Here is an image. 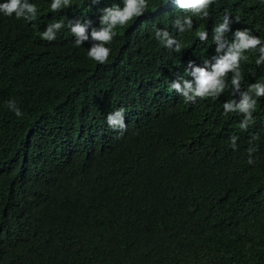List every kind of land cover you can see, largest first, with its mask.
<instances>
[{"label":"trees","instance_id":"16d2710c","mask_svg":"<svg viewBox=\"0 0 264 264\" xmlns=\"http://www.w3.org/2000/svg\"><path fill=\"white\" fill-rule=\"evenodd\" d=\"M33 2L34 21L0 16V264H264V96L241 129L243 114L223 109L240 99L231 72L216 97L185 102L169 87L191 79L189 62L214 63L237 29L264 41V3L213 0L207 17L180 32L173 21L189 12L148 0L144 14L114 29L99 63L87 56L90 32L100 10L121 0H72L55 13L47 0ZM225 14L218 53L213 29ZM53 19L65 27L42 40ZM77 20L91 21L81 46L67 27ZM160 29L179 51L156 39ZM245 53L241 92L264 81L258 53ZM120 107L122 134L106 123Z\"/></svg>","mask_w":264,"mask_h":264},{"label":"clouds","instance_id":"9594fccd","mask_svg":"<svg viewBox=\"0 0 264 264\" xmlns=\"http://www.w3.org/2000/svg\"><path fill=\"white\" fill-rule=\"evenodd\" d=\"M48 8L53 13L60 9L67 7L72 0H47ZM99 0H92V3H98ZM213 0H174V3L179 9L187 10L188 15H184L183 24L179 18L173 21L175 27H179L180 32L191 30L193 27V16L207 17L209 15V5ZM264 3V0H261ZM120 4H113L101 9L99 17L100 27L92 28L90 32L91 40L93 41L90 48L87 49V56L96 62L104 63L108 57L111 49L107 46L115 36L114 29L119 25H126L134 17H140L144 14L148 7V0H121ZM38 12V4L33 0H0V16L15 18L17 20L23 19L30 22L36 19ZM230 18L225 14L222 22L218 23L214 29L213 42L217 45L216 51L219 53L225 49V44L222 42L223 34L230 30ZM91 21L81 22L77 20L75 23L69 22L67 27L75 37L74 43L81 46L83 41L89 39L87 29L90 27ZM65 27L64 21L53 19L46 24L43 31H39V36L42 40L53 41L59 30ZM155 27V25H153ZM200 40H206L207 32L201 30L196 33ZM156 39L167 47L176 45V50L181 49V43L175 38L170 37L166 29H160L155 32ZM254 50L258 53L255 59L256 65L264 63V41L260 37L250 34L249 29H237L233 33V39L228 43L227 49L223 55L218 56L214 63L208 60L204 61L203 66H197L189 62L188 68L185 69L186 75L189 78L180 77L176 81L169 84L171 89L184 98L185 102H195L197 97L218 96L225 89V76L228 72L232 73L230 83L234 93L239 92L240 99L228 100L223 104L224 112H237L243 114V119L239 123L241 129H246L251 122L252 112L257 104V97L264 96V81H256L249 85L248 90L240 91V81L242 73L240 69V61L248 59L245 50ZM254 93V95H253ZM5 106L12 111L17 117L23 115L21 109L16 105L15 100H8ZM124 108L120 107L114 109L106 116L107 125L113 129L122 131L126 129ZM230 146L235 149L237 147L238 137L233 135L229 137ZM252 139H256L255 136ZM251 144V141L249 142ZM249 153L248 164H252V153L256 151L254 146L247 149Z\"/></svg>","mask_w":264,"mask_h":264}]
</instances>
